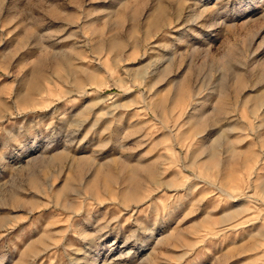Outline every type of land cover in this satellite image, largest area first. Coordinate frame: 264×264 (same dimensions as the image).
I'll list each match as a JSON object with an SVG mask.
<instances>
[{"label":"rangeland","instance_id":"rangeland-1","mask_svg":"<svg viewBox=\"0 0 264 264\" xmlns=\"http://www.w3.org/2000/svg\"><path fill=\"white\" fill-rule=\"evenodd\" d=\"M0 264H264V0H0Z\"/></svg>","mask_w":264,"mask_h":264}]
</instances>
